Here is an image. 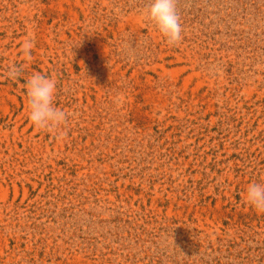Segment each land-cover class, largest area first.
I'll return each instance as SVG.
<instances>
[{
	"label": "rangeland",
	"instance_id": "1",
	"mask_svg": "<svg viewBox=\"0 0 264 264\" xmlns=\"http://www.w3.org/2000/svg\"><path fill=\"white\" fill-rule=\"evenodd\" d=\"M148 5L0 0V264H264L243 198L264 182V0H176L175 46ZM34 71L58 130L28 119Z\"/></svg>",
	"mask_w": 264,
	"mask_h": 264
},
{
	"label": "clouds",
	"instance_id": "2",
	"mask_svg": "<svg viewBox=\"0 0 264 264\" xmlns=\"http://www.w3.org/2000/svg\"><path fill=\"white\" fill-rule=\"evenodd\" d=\"M143 18L155 27L167 44L175 46L182 39V28L176 10V0H149L142 12ZM33 40L27 38L21 45L23 55L31 58ZM21 69L12 65L8 77L18 80ZM27 102V114L31 124L40 129L58 130L67 118V114L55 106V78L34 71L22 84ZM118 102V101H117ZM245 203L259 213H264V182L249 183L243 195Z\"/></svg>",
	"mask_w": 264,
	"mask_h": 264
}]
</instances>
